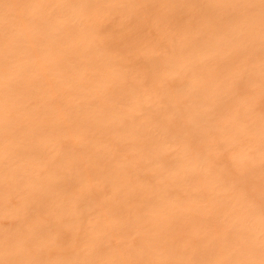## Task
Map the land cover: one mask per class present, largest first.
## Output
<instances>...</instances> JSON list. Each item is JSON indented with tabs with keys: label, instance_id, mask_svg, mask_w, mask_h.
<instances>
[{
	"label": "bare ground",
	"instance_id": "bare-ground-1",
	"mask_svg": "<svg viewBox=\"0 0 264 264\" xmlns=\"http://www.w3.org/2000/svg\"><path fill=\"white\" fill-rule=\"evenodd\" d=\"M0 264H264V0H0Z\"/></svg>",
	"mask_w": 264,
	"mask_h": 264
},
{
	"label": "rangeland",
	"instance_id": "rangeland-1",
	"mask_svg": "<svg viewBox=\"0 0 264 264\" xmlns=\"http://www.w3.org/2000/svg\"><path fill=\"white\" fill-rule=\"evenodd\" d=\"M153 5H154V4H152V7H151V8H152L153 10H156V9H157V11H159L158 6H157V5H154V6H153ZM153 7H155V8H153ZM156 7H157V8H156ZM153 10H151V12H152ZM157 11H155V13H156ZM151 12H150V13H151ZM155 13H152L153 15L150 14L151 17H148V18H149V19H150V18L152 19V18H153L152 16H154ZM149 22H152V21H149ZM143 27H145L144 29H146V30H147V28H148V30H150L149 28H150V27H153V26H152V25L150 26V24H148V26H147V24H146L145 26L143 25ZM139 28L142 30L141 27H139ZM153 28H154V27H153ZM144 29H143V30H144ZM153 30H154V29H153ZM153 30H152V29L150 30L151 33H149L150 31H149V32H148V31H145V30H144V31H145V33L148 34L149 36H151V35L153 36V34H154L153 38H152V36H151V39H153V41H154V39H155V41H156V38H157V40H159L161 37H162L161 40H162V39H163V41L165 40V36H164L162 33H155V32H154L155 30H154V31H153ZM157 34H158V35L160 34V35L158 36ZM140 35H142V34H140ZM158 38H159V39H158Z\"/></svg>",
	"mask_w": 264,
	"mask_h": 264
}]
</instances>
